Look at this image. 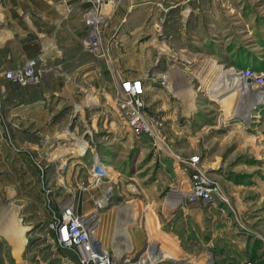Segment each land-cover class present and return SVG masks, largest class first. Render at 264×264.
<instances>
[{"label": "rangeland", "instance_id": "1", "mask_svg": "<svg viewBox=\"0 0 264 264\" xmlns=\"http://www.w3.org/2000/svg\"><path fill=\"white\" fill-rule=\"evenodd\" d=\"M204 3L208 12L205 28L206 31L210 30L206 35L209 37L188 40L190 53H198L200 58L224 61L225 64L230 58V62L235 65L234 69L250 67L264 76V0H204ZM102 60L110 63L109 58ZM219 71L214 74L217 80L236 82L238 91H241L238 80L233 76L231 78L230 70ZM187 72L189 74L184 77L180 86L188 87L194 94L193 109L186 112L182 99L164 86L170 94L161 95V100L166 99L167 104L157 106V110L151 107L146 110L148 115L162 123L164 128L160 135L164 138L167 150L165 147L163 150H154L149 145V140L135 139L114 114L115 118L106 120V127L96 132L87 133L86 124L83 123L84 128L75 136L70 132L60 136L46 134L45 151L39 153L38 157L28 151L27 161L23 165L0 164V210L3 208V212L14 211V219L23 238V249L19 260H16L12 257L14 245L0 235V246L5 251L7 264H78L71 252L59 249L51 241L43 221L50 217L49 210L56 214L57 206L69 203L77 214L94 215V219L98 220L97 231L105 243L108 242L106 236L109 229L112 231L113 228L116 209L127 203H134L129 212L132 219L130 223L133 225L130 242L134 249L141 248L144 239L148 238V249L151 250V254H148L158 263L170 258L174 264H211L208 258L196 260L190 257L194 248H182L178 252L176 246L179 241L176 237L175 243H169V247L159 239L158 234L161 233L157 224L162 222L163 227L165 212H162V201L165 194L170 190L164 202V206L168 207L172 206L175 197L180 199L181 195L188 192V186L179 173L184 165L178 163L176 158L186 163L189 158L196 157L197 168L203 170L205 176L218 185L225 198L226 202L216 204L214 211L234 209L247 213L248 224L243 222L244 217L241 216L243 221L235 222V230L241 231L238 226L243 224L248 231L245 236L263 240L260 234L261 231L264 233V90L244 92L258 95V100L250 103L246 116L248 118L245 120V115L231 116V105H221L211 99L213 91L202 79H206L207 71L198 67V63L190 64ZM203 89L207 97L202 92ZM84 105L88 106L90 103ZM105 110L110 114L108 108ZM64 111L53 112L57 114L53 121L56 124L54 131L69 127ZM220 113L233 120L227 127L212 129L211 126H216ZM185 115L190 116V119ZM102 121L98 117L96 122L101 124ZM167 122H173L177 129L166 126ZM205 125L207 127L202 128ZM65 138L69 141H64ZM90 170L97 175L100 172L105 174L99 188H91ZM107 187L112 192L109 203L95 212L90 200L100 196ZM231 190L235 192V198L225 196ZM199 205L203 204L183 208L202 209L205 224L203 231H199V239L195 236V240L204 244L209 241L216 247V233L212 237L213 224L216 222L212 219L214 213L208 211V205L203 208ZM190 214L194 217H190V222L195 226L194 220H198L196 213L192 210ZM2 215L1 213L0 216ZM138 215L142 216L141 229L138 228ZM251 215L254 216L253 220ZM167 227L168 224L165 226L166 231ZM193 232L196 235V231ZM256 240L258 242L253 243L254 248L258 243L262 244L261 240Z\"/></svg>", "mask_w": 264, "mask_h": 264}, {"label": "crops", "instance_id": "2", "mask_svg": "<svg viewBox=\"0 0 264 264\" xmlns=\"http://www.w3.org/2000/svg\"><path fill=\"white\" fill-rule=\"evenodd\" d=\"M84 8L82 0H1V165H23L27 161L28 151L38 157L39 153L45 151L46 134L60 136L70 132L75 136L84 128L83 123L86 124L87 133L105 128L104 122L115 118V78L141 80L146 112L148 107L156 109L167 104L166 99L161 100V95L169 94L164 86L182 83L192 63H198V67L207 71V80H211L218 70L234 69L230 58L225 64L224 61L200 58L198 53H190L188 40L209 37L206 33L210 30L206 31L205 28L208 12L204 0H117L102 37L110 63L82 50L81 41L86 31L80 13ZM31 58L38 59L39 66L43 68L38 85L20 87L2 77L1 73L5 70L20 66ZM202 92L206 95L204 89ZM55 110H65L69 127L54 131ZM185 116L190 119V116ZM98 117L103 119L101 124L96 122ZM231 120L220 113L216 126L211 127H227ZM166 126L177 129L173 122H167ZM163 128L160 122V131ZM64 141L69 139L65 138ZM227 195L235 198L233 190L228 191ZM94 198H91V203ZM216 204L207 206L208 211L214 213L213 221H216L212 235H217L214 238V242L218 241L216 247L209 241L204 244L195 240V236L199 239V231H203L205 224L201 208L175 212L171 228L179 241L176 246L178 252L182 248H194L190 257L196 260L208 258L211 264H241L250 260L254 264H264V242L254 248L253 243L258 242L257 238L247 237L235 230V222L243 221L242 217L243 222L248 224L247 213L234 209L214 211ZM199 206L203 208L205 205ZM59 208L57 206L56 210ZM192 210L198 219L194 220L195 226L190 222V217L194 218L190 214ZM1 213H6L3 208ZM251 216L253 220L254 216ZM48 220L43 219L45 223ZM193 231H196V235ZM260 236L264 240L262 231ZM190 241L193 243L188 244ZM4 253L0 246V264H7Z\"/></svg>", "mask_w": 264, "mask_h": 264}, {"label": "built area", "instance_id": "3", "mask_svg": "<svg viewBox=\"0 0 264 264\" xmlns=\"http://www.w3.org/2000/svg\"><path fill=\"white\" fill-rule=\"evenodd\" d=\"M116 1L82 0L85 8L80 13V17L86 33L81 41V47L85 53L94 58H108L107 52L102 44V37ZM164 41L167 42L169 40L164 39ZM42 73L43 68L39 66L38 59L31 58L25 60L20 66L5 70L1 75L5 80L20 87H25L28 85H38ZM230 76L238 80L242 92L264 90L263 74L250 69V67H244L238 70L231 68ZM151 81L154 82V79H151ZM113 90L115 114L122 124L126 126L130 134L137 140L149 139V145L154 150H163L164 147L167 150L164 138L160 135V123L154 116L148 115L145 112L141 80L115 78ZM176 160L178 163L184 165V168L182 166L179 173L184 178V184L188 186V192L180 196L178 204L171 210L164 206L165 198L169 195L170 190L165 194L162 201V212H165L163 215V227H161L162 222L157 224L158 231L161 233L158 234L160 236L159 239L171 244L175 243V235L171 228V219L177 210L182 211L184 206L196 204L213 205L219 202H226L218 185L208 179L203 170L197 168L198 161L196 157L189 158L186 163L177 158ZM90 175L91 188H99L102 186L103 179L106 177L105 174L100 172L97 175L96 172L90 170ZM112 180L114 181L115 179ZM132 191L134 190L132 189ZM111 196V189L109 187L104 188L100 196L95 198L97 201H92L94 211L97 212L103 209L109 203ZM49 212L51 215L45 223V229L50 235L51 241L59 249L71 252L75 256L78 264H161L156 261H153V263L148 261L146 263L142 259L143 253L148 254L149 252L151 254V250L148 249V238L144 239V243L138 251L120 253L118 247L108 248L105 246L106 243L102 240L101 236L99 235L97 237L98 220H95V217L91 214H77L73 209V205L70 203L61 206L56 211V214L50 210ZM141 218L142 216L138 218L139 229H141ZM167 224L168 229L166 231L165 226ZM238 228L242 232L244 231L243 234L247 231L243 227V224H240ZM256 238L263 242L261 238ZM241 264L253 263L244 261Z\"/></svg>", "mask_w": 264, "mask_h": 264}, {"label": "bare ground", "instance_id": "4", "mask_svg": "<svg viewBox=\"0 0 264 264\" xmlns=\"http://www.w3.org/2000/svg\"><path fill=\"white\" fill-rule=\"evenodd\" d=\"M164 76L163 78L165 79ZM202 79L205 83L208 84V86H210L211 90L213 91L212 93L213 95L211 99L216 100L221 105H225V106L226 104L231 105V109H230L231 116L233 115H238L239 117L241 116L244 117V115L245 117L248 116V108L249 106H251L250 103L258 100V95H251L249 93L245 94L244 92L238 91L236 82H233L231 80L221 81L222 79L217 80L218 78L213 77V76L211 80H207L204 78ZM221 83H223L222 86H221ZM189 84L190 83H187V85ZM165 87L170 88L174 94L178 95L182 99L186 112H189L191 109H193L194 98L192 99V95L194 94L191 93V91H189L188 87H182L177 82L176 83L174 82L173 84H166ZM172 97L174 96L172 95ZM174 98L179 100V98L177 97H174ZM245 117L243 119L247 120L248 117L246 118ZM175 199L176 200L173 199L174 202L171 203L172 206L168 205V207L167 206L165 207L169 210L174 208L179 202L178 201L179 198L178 199L175 198ZM95 200L96 199H94L93 202ZM133 207H134V203H127L124 206L116 209L112 231H110L109 229L108 235L106 236V239L108 242H106L105 246H107L108 248L118 247L119 248L118 251L120 253L129 252V251L131 252L138 251L139 248L134 249V247L132 246L130 242V235L132 233L131 228L133 227V225L130 223L132 219L130 218L129 212L131 211V209H133ZM139 216L140 215H138L137 218H139ZM97 229L99 230L98 225H97ZM0 235L4 236L6 239L12 242V244L14 245V247L11 246L12 252H13L12 253L13 258H15L16 260H19L20 258L19 254L21 253L23 249V238L21 237V230L18 229L16 220L14 219L13 211L6 212L4 215L0 216ZM96 235L97 237H99L100 235L99 231H97ZM115 241H116V245L114 246ZM164 243L166 244L167 247L171 246L169 245V243L165 241ZM163 253L165 254L164 250H162V254ZM149 256L150 254L143 253L142 259H144L146 263L148 261L153 263L154 261L153 258L151 256L150 258ZM164 262L174 264V261L170 260V258L168 260H164L161 263H164ZM177 263L178 262H176V264Z\"/></svg>", "mask_w": 264, "mask_h": 264}, {"label": "trees", "instance_id": "5", "mask_svg": "<svg viewBox=\"0 0 264 264\" xmlns=\"http://www.w3.org/2000/svg\"><path fill=\"white\" fill-rule=\"evenodd\" d=\"M238 66V65H237ZM238 67H240V66H238ZM237 68V67H236ZM242 68H244V67H241V68H239V69H242Z\"/></svg>", "mask_w": 264, "mask_h": 264}]
</instances>
